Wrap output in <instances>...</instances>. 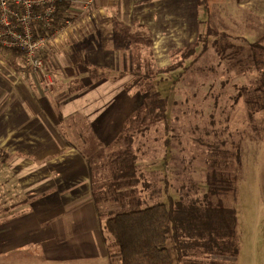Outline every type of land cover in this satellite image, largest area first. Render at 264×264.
Returning <instances> with one entry per match:
<instances>
[{
    "label": "crops",
    "instance_id": "crops-1",
    "mask_svg": "<svg viewBox=\"0 0 264 264\" xmlns=\"http://www.w3.org/2000/svg\"><path fill=\"white\" fill-rule=\"evenodd\" d=\"M170 4H61L55 26L66 19L71 24L43 53L51 90L39 74H22L20 51L0 46V240L13 229L23 241L29 236L30 244L41 246L43 264H95L98 259L110 264L107 214L178 200L171 150L175 110L140 113L145 93L132 88L142 77L137 67L143 61L134 55L146 46L145 36L152 41L149 61L158 67L171 64L156 58L158 38L168 35L156 24L168 17L154 9ZM127 150L134 156H118ZM126 166H131V183H126ZM179 239L187 248L197 244L195 238ZM216 258L196 251L178 254L179 264Z\"/></svg>",
    "mask_w": 264,
    "mask_h": 264
},
{
    "label": "rangeland",
    "instance_id": "rangeland-1",
    "mask_svg": "<svg viewBox=\"0 0 264 264\" xmlns=\"http://www.w3.org/2000/svg\"><path fill=\"white\" fill-rule=\"evenodd\" d=\"M170 2L154 5L168 17L156 24L168 34L158 38L159 64H172L199 33L208 27L213 31L207 48L198 47L192 70L172 88L177 128L171 150L177 197L198 198L205 218L218 219L220 234L214 248L203 246L205 238L189 248L183 243V250L217 257L205 264H264V0ZM141 48L134 58L149 50ZM30 73L35 72L22 69L24 76ZM136 78L132 88L144 92L147 81ZM204 232L209 237L208 227ZM16 235V229L1 235L0 264H43L41 246L30 244L29 236L26 242ZM193 237L199 238L198 231ZM168 247L179 264L173 238ZM95 264L107 262L98 259Z\"/></svg>",
    "mask_w": 264,
    "mask_h": 264
},
{
    "label": "trees",
    "instance_id": "trees-1",
    "mask_svg": "<svg viewBox=\"0 0 264 264\" xmlns=\"http://www.w3.org/2000/svg\"><path fill=\"white\" fill-rule=\"evenodd\" d=\"M199 2L200 0H198ZM212 32L208 27L204 34L199 33L196 42L177 53L175 61L164 68L156 65L155 67L149 61L152 59V53L149 54L148 51L145 56L143 53L137 56L138 59L142 58L143 60V63L137 67V72L147 81L144 87L145 98L139 107V112L153 113L172 108L170 102L172 101V88L176 87L186 72L192 70L193 64L200 55L197 52L198 47L202 45L203 49L207 48ZM130 44L134 45V42H130ZM151 44V39L145 36L146 48H152ZM166 88L171 93H165L167 91L163 90ZM139 112L137 115L141 113ZM224 143H226L225 139ZM118 156L129 158L134 155L127 150L120 152ZM126 169V183L128 181L131 183L132 174L129 172L131 166H126ZM207 227L211 231L208 234L209 237H206L204 232ZM191 228H193L192 231ZM104 230L113 240L109 247L110 264H174L168 247V240L171 238L174 239L181 258L186 252L183 250V243L187 242L185 239H179L180 237L195 238L200 245L204 243H199L200 239L204 241L206 238V245L203 244V246L214 248L215 245H218V238H215V235L220 234L218 219L213 217L210 220L206 219L200 200L198 198L189 199L185 196L184 198L179 197L176 201L171 199L168 202L135 206L111 212L104 218ZM196 231H198L199 238L193 237ZM193 245L195 244H191V247ZM237 252L236 246L233 255H236Z\"/></svg>",
    "mask_w": 264,
    "mask_h": 264
},
{
    "label": "built area",
    "instance_id": "built-area-1",
    "mask_svg": "<svg viewBox=\"0 0 264 264\" xmlns=\"http://www.w3.org/2000/svg\"><path fill=\"white\" fill-rule=\"evenodd\" d=\"M70 0H0V46L20 51L23 72L29 70L43 77L47 87L52 81L46 70L44 50L71 24L70 19L55 26L61 4Z\"/></svg>",
    "mask_w": 264,
    "mask_h": 264
}]
</instances>
